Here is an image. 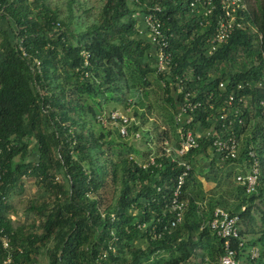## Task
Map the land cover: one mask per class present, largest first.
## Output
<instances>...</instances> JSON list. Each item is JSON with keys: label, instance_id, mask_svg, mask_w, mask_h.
Returning <instances> with one entry per match:
<instances>
[{"label": "trees", "instance_id": "obj_1", "mask_svg": "<svg viewBox=\"0 0 264 264\" xmlns=\"http://www.w3.org/2000/svg\"><path fill=\"white\" fill-rule=\"evenodd\" d=\"M46 1L0 0V264H39L41 255L46 264H221L226 243L237 264H264V0H243L240 27L212 53L216 16L191 8L193 0H101L96 20L79 29L75 0L66 19ZM154 6L171 56L164 72L138 22ZM185 93L202 103L185 116L194 133L209 128L233 94L240 145L219 176L206 178L216 183L207 208L193 182L196 159L215 154L209 139L179 158L191 170L181 187L185 212L172 226L167 205L182 168L165 148L174 155L178 147L174 116ZM117 101L125 113L105 108ZM113 111L130 119L126 136L97 120ZM151 116L161 123L154 136L143 126ZM249 148L262 169L247 194L235 178L247 169ZM152 154L154 164L142 168ZM26 177L42 192L25 209L33 224L13 226L7 201ZM214 208L238 218L235 236L209 229Z\"/></svg>", "mask_w": 264, "mask_h": 264}, {"label": "built area", "instance_id": "obj_2", "mask_svg": "<svg viewBox=\"0 0 264 264\" xmlns=\"http://www.w3.org/2000/svg\"><path fill=\"white\" fill-rule=\"evenodd\" d=\"M130 1L137 2V0ZM189 5L193 9L200 6L205 17L216 16L214 33L209 40V53L215 51L218 45L225 43L233 31L240 27V23L237 22L235 14L238 11H246L247 7L243 0H193ZM160 12V8L154 6L143 12L140 18L143 27L142 31H145L146 37L156 49V70L164 72L170 68L171 56L167 51L169 45L167 35L162 31V22L159 16ZM207 23L208 20L206 21V24ZM19 51L23 56H26L23 47L19 46ZM38 65L39 63L36 62V68L39 67ZM223 86L224 85L221 82L219 87L222 88ZM241 86V84H238L237 88H241ZM178 89L179 92H182L181 87ZM234 98L233 94H230L228 99L224 100V107H221L218 117L213 119V124H211L209 128H200L196 133H194L193 127H190V117L185 118V116L200 108L202 103L200 101L191 100L189 94L185 93L182 102L179 104L177 114L174 116L175 123L179 124L176 131L178 147L174 150V155L171 154V149L165 148V152L171 157L172 162H177L178 166L182 168L181 173L176 178V185L174 189H172V194L167 205L169 210L168 214L173 215V219L171 220L172 226H175L182 220L183 213L185 212L186 203L185 201L183 202L180 200L181 187L188 172L191 170V165L179 158L187 154L191 149L197 148L198 140L202 138L209 139L213 152L221 162L237 158L240 139L233 131L236 111L230 110ZM238 102H242L241 97H239ZM212 107L213 105H210V109H212ZM225 107H229V109H227L228 111ZM97 120L103 126L119 125L120 134L122 136L127 135L126 125L130 123V119L124 114H121L118 111H113L108 116V120L104 118V116L99 117ZM238 123L240 124L242 122L239 121ZM247 155L250 162L247 164L246 172L240 173L235 179L238 183L245 186V192L249 194L254 192L262 168L257 156L251 148H249ZM153 164L154 154H152L149 157L148 162L141 165V167L145 168ZM1 173H3V170L0 169V175ZM157 190L159 191V189ZM237 222L238 218L236 216H231L220 208H214L210 214V219L207 222V225L217 237L227 238L236 235L237 229L235 225ZM151 231L155 238L160 236L155 232L154 228H152ZM4 246H6L5 242ZM226 251V255L221 258V264H237L233 258L234 252L228 248L227 243ZM257 255V250L253 249L252 257H256ZM7 262H9V260H6V263Z\"/></svg>", "mask_w": 264, "mask_h": 264}, {"label": "rangeland", "instance_id": "obj_3", "mask_svg": "<svg viewBox=\"0 0 264 264\" xmlns=\"http://www.w3.org/2000/svg\"><path fill=\"white\" fill-rule=\"evenodd\" d=\"M68 1L69 0H47L46 4H48L50 8L58 10L61 19H66L68 15ZM101 6H102L101 0H75V3L72 6V8H73L74 22L76 28L79 29L84 24H88L89 22L96 20ZM153 82H154V78H152V83ZM152 89L155 93H157L155 87ZM155 93L151 95L153 96ZM105 108L108 110L117 109L122 113H125L123 110V105L120 101L110 103ZM260 123L261 122H258V124ZM153 124L156 126L161 125L159 118L157 116L148 117L146 124L143 126L146 130L145 132H151L154 136L155 129ZM159 129L160 128L158 127V130ZM234 170L237 171L236 169ZM60 178L61 176L58 175L57 180L59 181ZM22 183H23L22 192L19 195L17 194L12 195L7 201L9 204H11L12 210L14 211V214L10 216V219L13 221V226H17V225L28 226L33 224L32 220L34 218L31 215H27L25 209L28 205V202L31 201L32 199L35 200L36 198H38L42 192V189H40L36 185L35 181L32 178H28V177L22 178ZM207 202L208 201L206 200L204 204L205 206L204 208H207L208 206ZM261 206L264 207V200L262 201ZM207 212L208 211L206 209L205 213ZM202 221H204V218H202ZM35 226H37V223H35ZM38 259H39V264L47 263V259L43 255L39 256ZM242 261L243 259L240 260V262ZM199 263H200V259L196 258L194 261L193 260L190 261L189 264H199Z\"/></svg>", "mask_w": 264, "mask_h": 264}, {"label": "crops", "instance_id": "obj_4", "mask_svg": "<svg viewBox=\"0 0 264 264\" xmlns=\"http://www.w3.org/2000/svg\"><path fill=\"white\" fill-rule=\"evenodd\" d=\"M139 21H141V18L138 20V22ZM212 161H214L215 165H211ZM222 165H223V162H221L218 159V157L213 153H211V154L209 153L207 155V157H205V156L198 157L194 163V168L196 169V172H195V178H194L195 180H194L193 184L195 185L197 182L201 183V188H199V190L201 193L206 194L205 195L206 198L204 200L205 202H206V200L207 201L209 200L210 194H212V192L214 191V187L216 184V183H212V182L207 181L206 178H210V176L213 174L219 176L220 172H221L220 169H221ZM212 171H214V172H212ZM241 171H246V170L243 167L242 169L239 170L240 173H241ZM199 196H201V194H199ZM205 202H202L201 205H203Z\"/></svg>", "mask_w": 264, "mask_h": 264}]
</instances>
